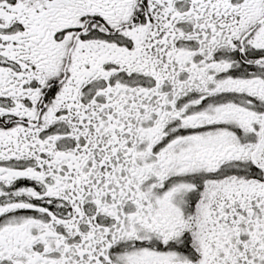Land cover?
Instances as JSON below:
<instances>
[{
    "label": "snow or ice",
    "instance_id": "1",
    "mask_svg": "<svg viewBox=\"0 0 264 264\" xmlns=\"http://www.w3.org/2000/svg\"><path fill=\"white\" fill-rule=\"evenodd\" d=\"M0 264H264V0H0Z\"/></svg>",
    "mask_w": 264,
    "mask_h": 264
}]
</instances>
